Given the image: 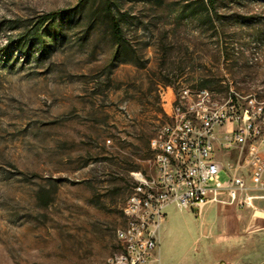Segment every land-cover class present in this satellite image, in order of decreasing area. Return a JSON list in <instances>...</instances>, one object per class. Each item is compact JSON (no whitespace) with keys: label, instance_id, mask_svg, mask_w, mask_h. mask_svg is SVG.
Returning <instances> with one entry per match:
<instances>
[{"label":"rangeland","instance_id":"obj_1","mask_svg":"<svg viewBox=\"0 0 264 264\" xmlns=\"http://www.w3.org/2000/svg\"><path fill=\"white\" fill-rule=\"evenodd\" d=\"M214 1L216 12L207 0H114L125 44L112 62L105 0H0V264H105L117 253L132 173L148 167L182 88L218 98L233 88L243 107L251 94L264 105V0ZM59 9L72 20L26 56L37 18ZM218 156L243 163L239 147ZM253 216L173 205L151 264H264Z\"/></svg>","mask_w":264,"mask_h":264},{"label":"built area","instance_id":"obj_2","mask_svg":"<svg viewBox=\"0 0 264 264\" xmlns=\"http://www.w3.org/2000/svg\"><path fill=\"white\" fill-rule=\"evenodd\" d=\"M231 88L218 98L207 88H182L167 100L168 122L151 140L148 167L132 173L134 184L117 230L120 250L105 264H151L159 254L167 210L200 215L209 206L231 205L254 213L264 227V105ZM239 147L242 164L225 165L219 150ZM244 154V156H243ZM224 176V180L222 179Z\"/></svg>","mask_w":264,"mask_h":264},{"label":"trees","instance_id":"obj_3","mask_svg":"<svg viewBox=\"0 0 264 264\" xmlns=\"http://www.w3.org/2000/svg\"><path fill=\"white\" fill-rule=\"evenodd\" d=\"M208 6L216 12V2L214 0H207V3L203 2L202 7L206 8V12H209ZM103 13L108 19V26L111 39L117 47L116 53L113 55L112 62L119 58V50L123 48L125 44L124 31L122 26V20L115 11L114 0H105ZM71 9H59L55 11L48 12L40 17L34 23V26L28 31L31 34V39L35 43H31L30 47L24 48V45H21L24 50V54L30 57L32 46L37 44L41 48V51L45 50V39L53 40L57 36L56 29L60 27L61 31L68 22L72 20L73 14ZM210 19L213 22V19L210 15ZM12 166V165H11ZM49 194L39 193V201L47 199ZM48 204V203H45Z\"/></svg>","mask_w":264,"mask_h":264}]
</instances>
